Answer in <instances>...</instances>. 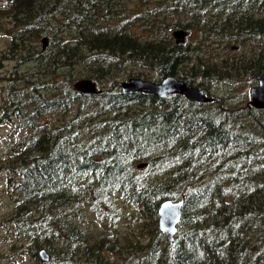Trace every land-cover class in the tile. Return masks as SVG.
<instances>
[{"label": "trees", "instance_id": "1", "mask_svg": "<svg viewBox=\"0 0 264 264\" xmlns=\"http://www.w3.org/2000/svg\"><path fill=\"white\" fill-rule=\"evenodd\" d=\"M179 29L183 43L171 36ZM0 32V63L13 62L0 100L11 129L0 229L11 256L113 264L119 242L93 235L89 213L134 218L126 264H264V110L208 92L264 75V0H0ZM232 44L247 52L232 55ZM169 76L212 102L120 93L128 78ZM79 80L99 94L76 91ZM48 114L60 119L47 124ZM180 199L169 242L157 208Z\"/></svg>", "mask_w": 264, "mask_h": 264}, {"label": "rangeland", "instance_id": "2", "mask_svg": "<svg viewBox=\"0 0 264 264\" xmlns=\"http://www.w3.org/2000/svg\"><path fill=\"white\" fill-rule=\"evenodd\" d=\"M172 34V33H171ZM45 37V36H44ZM7 38L4 36L2 32H0V54L3 52L6 48L7 44ZM39 47L41 46L40 41L37 43ZM262 47V46H261ZM230 52H232V55L239 54V53H246L248 46L244 47H238L237 45H231ZM13 66V62H5L2 61L0 63V100L2 96H4V88L6 85L5 77L9 74L11 67ZM33 66V64H29L28 66H22L20 69H30ZM148 79H151L148 77ZM152 81V80H150ZM159 81V80H157ZM153 81V82H157ZM255 83L247 81L244 84H239L235 86L233 89L227 88L223 85H213L208 88V92L214 97L218 96H230L234 98V101L232 102V105L236 107H244V99L245 97L247 100H249L248 93L251 87H253ZM245 88V89H244ZM97 89L100 90V87L97 86ZM244 89V90H243ZM212 102V101H211ZM210 102V103H211ZM208 104V103H207ZM74 112H71L70 115H72ZM262 117H264V111L262 112ZM60 116L56 114H48L42 116L41 120H44L47 124L53 123L56 120H59ZM10 126L9 124H3L0 125V159H2L5 155V146L10 141ZM119 209L122 210L123 207H121V204L118 205ZM7 211V207L5 206V203L3 202L1 198V191H0V215L4 214ZM120 212V211H119ZM123 212L126 213V209H123ZM130 221V222H128ZM83 225L92 232L93 235H99L101 237H104L108 241H112L114 237L117 238L119 242V247L121 248L120 253L115 256V258L109 257V262H112L113 264H119L122 262V264H126V258L128 257L127 253L133 252L132 244L135 243L134 237L132 235H135L136 230H134V227L136 226V223H134V218H126L124 220L123 218H115V223H108L100 222L98 219L92 218V216L87 213L86 214V222H83ZM9 237H7L4 232L0 229V264H35L33 260L29 259L24 254H18L15 252L14 255H10L8 251L9 246ZM140 244L145 243V239H139ZM131 244V246L129 245ZM135 254V252H133ZM122 258V260H120Z\"/></svg>", "mask_w": 264, "mask_h": 264}, {"label": "water", "instance_id": "3", "mask_svg": "<svg viewBox=\"0 0 264 264\" xmlns=\"http://www.w3.org/2000/svg\"><path fill=\"white\" fill-rule=\"evenodd\" d=\"M185 36L186 33L183 30H174L172 33L175 43H183ZM46 43L47 38L42 37L40 40L41 50L45 49ZM249 81L255 83V85L249 90L248 105L257 110H264V75L252 77ZM73 87L82 94H99L95 83L89 80H79L75 82ZM120 93L122 95L140 93L145 96H155L158 98L180 95L186 100L198 104H207L212 101L198 87L170 76L157 82L140 78H128L120 83ZM135 167L136 169L143 170L146 167V163H139ZM182 204L183 199L176 201L166 200L160 203L157 208L158 231L165 234L169 242H173L175 239ZM37 255L42 263L49 261L50 256L44 249L39 250Z\"/></svg>", "mask_w": 264, "mask_h": 264}, {"label": "bare ground", "instance_id": "4", "mask_svg": "<svg viewBox=\"0 0 264 264\" xmlns=\"http://www.w3.org/2000/svg\"><path fill=\"white\" fill-rule=\"evenodd\" d=\"M179 30H182V29H179ZM175 31H176V30H175ZM173 32H174V31H173ZM173 32H172V33H173ZM171 36H172V34H171ZM185 37H186V36H185Z\"/></svg>", "mask_w": 264, "mask_h": 264}]
</instances>
